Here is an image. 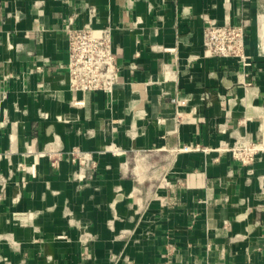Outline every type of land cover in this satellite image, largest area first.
Listing matches in <instances>:
<instances>
[{"label": "crops", "instance_id": "obj_1", "mask_svg": "<svg viewBox=\"0 0 264 264\" xmlns=\"http://www.w3.org/2000/svg\"><path fill=\"white\" fill-rule=\"evenodd\" d=\"M70 17L112 29V96L69 90ZM208 21L246 24L250 66L203 57ZM243 139L264 144V0H0V264H264Z\"/></svg>", "mask_w": 264, "mask_h": 264}, {"label": "built area", "instance_id": "obj_2", "mask_svg": "<svg viewBox=\"0 0 264 264\" xmlns=\"http://www.w3.org/2000/svg\"><path fill=\"white\" fill-rule=\"evenodd\" d=\"M83 7L90 17L95 16L93 7L86 4ZM74 22V18L70 17L63 26L67 42L66 72L69 90L112 96L120 82L121 71L112 45V29H94L90 23L76 27ZM245 30V23L217 25L214 21H208L203 29V57L234 59L244 67L250 66L246 54ZM214 96V93H206L203 101L209 106ZM184 104V100L178 102L179 106ZM228 151L242 165H250L257 154L264 152V144L243 139L235 142ZM71 157L79 164L83 163L84 157L78 152ZM52 165L55 166L56 161H52Z\"/></svg>", "mask_w": 264, "mask_h": 264}]
</instances>
